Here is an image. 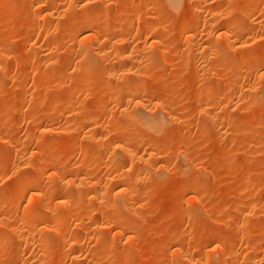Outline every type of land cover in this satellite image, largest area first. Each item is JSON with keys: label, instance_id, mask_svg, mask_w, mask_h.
I'll list each match as a JSON object with an SVG mask.
<instances>
[{"label": "rangeland", "instance_id": "rangeland-1", "mask_svg": "<svg viewBox=\"0 0 264 264\" xmlns=\"http://www.w3.org/2000/svg\"><path fill=\"white\" fill-rule=\"evenodd\" d=\"M115 1L0 0V264L263 258L264 0ZM122 50L130 59L112 65ZM132 70L135 91L120 86ZM110 74L123 89L99 103ZM137 99L166 116L157 132L136 126ZM118 137L143 155L135 164L102 148ZM119 174L133 184L112 186ZM87 178L105 193L76 189Z\"/></svg>", "mask_w": 264, "mask_h": 264}, {"label": "bare ground", "instance_id": "bare-ground-1", "mask_svg": "<svg viewBox=\"0 0 264 264\" xmlns=\"http://www.w3.org/2000/svg\"><path fill=\"white\" fill-rule=\"evenodd\" d=\"M42 1H44V0H34V4L36 3V4H41V2ZM46 1V0H45ZM115 2H121V0H119V1H115ZM169 2H170V4H171V6H177V5H179V0H169ZM201 2H202V0H201ZM43 3V2H42ZM142 4V3H141ZM45 8V7H44ZM43 8V9H44ZM177 8V7H176ZM46 9V8H45ZM82 11H85L84 10V8L82 9ZM142 11V10H141ZM240 13V12H239ZM237 14V13H236ZM241 15V14H240ZM245 15V14H244ZM142 16V15H141ZM141 16L139 17V18H141ZM246 17V16H245ZM228 19V18H227ZM219 20V19H218ZM224 20V19H223ZM147 21V20H146ZM205 23H208V21L206 20L205 21ZM204 24V23H203ZM20 27V26H19ZM22 28H24L23 27V25H22ZM9 29V28H8ZM8 29H7V31H8ZM16 29H17V27H16ZM20 30H21V28H20ZM27 30V29H26ZM237 30H238V28H237ZM6 31V30H5ZM79 31H82V30H79ZM155 31V30H154ZM153 33H155V32H153ZM157 34V33H156ZM172 37H173V35H172ZM194 37V36H193ZM193 37H189L187 40L189 41H192V42H190L191 43V46H193V49H194V47L196 48V47H198V45H197V43L195 42V39L193 38ZM225 39V38H224ZM226 40L227 41H232V38H231V36H229V35H227L226 36ZM95 42V41H94ZM233 42V41H232ZM234 44L236 43V42H233ZM246 43L247 42H240L239 44L240 45H246ZM97 44V43H96ZM193 44V45H192ZM239 44H237V46L239 45ZM248 44V43H247ZM83 45H85V44H83ZM98 45H99V43H98ZM216 45V44H215ZM249 45V44H248ZM86 46H88V45H86ZM200 46V45H199ZM85 47V46H84ZM213 47H215V46H213ZM212 47V48H213ZM87 48V47H86ZM85 48V49H86ZM93 49L94 48V46L93 47H90L89 48V51H90V49ZM129 48V47H128ZM216 48V47H215ZM261 48V47H260ZM264 48V47H263ZM259 49V51L260 50H264V49ZM94 50V49H93ZM92 50V51H93ZM201 50V49H200ZM88 51V52H89ZM131 51V50H130ZM128 52V51H124V50H122L121 52H118V54L115 56V57H113L114 58V61H112V59L110 60V62H108L107 60L108 59H106L105 60V62L107 61L108 63V65H110L111 64V61L113 62L112 63V65L113 64H117V63H121V61H123V59L125 58L126 60H127V58L132 54L131 52ZM204 51V50H203ZM207 51V50H206ZM205 51V52H206ZM215 51V50H214ZM214 51H212V52H214ZM217 51V50H216ZM105 52V51H104ZM90 53H91V51H90ZM129 53H131L130 55H129ZM94 54V53H93ZM215 54H217V53H215ZM102 55V54H101ZM129 55V56H128ZM140 55H142V54H140ZM147 55H148V53H147ZM155 55H157V54H155ZM103 56H107V55H103ZM128 56V57H127ZM145 56V55H144ZM108 57H109V59H110V56L108 55ZM127 57V58H126ZM132 57V56H131ZM146 57V56H145ZM102 59H103V61H104V58L103 57H101ZM155 58H156V56H153V57H151V60L153 59V60H155ZM158 58V57H157ZM128 59H130V57L128 58ZM132 60V59H131ZM104 63V62H103ZM110 63V64H109ZM140 64L139 65H141V62H139ZM106 64V65H107ZM45 66V65H44ZM140 68L141 67H139V69H137V71L138 70H140ZM127 69V68H126ZM133 69V68H132ZM262 69H264V62H263V64H262ZM36 70V69H35ZM122 71V70H121ZM124 72H126L125 71V69L123 70ZM128 71V70H127ZM132 71H134V70H132ZM136 71V70H135ZM135 71H134V73H131V74H134V76H135V79L133 80V82H130V81H122V80H120V79H117V80H115V81H111L113 84H114V82H121L122 81V84L120 85L121 87H123L124 89L126 88V89H128L129 91H135V90H138V89H140L141 87H142V84H141V81L139 80V78L140 77H142V76H140L141 75V73H135ZM144 71V70H143ZM129 72V71H128ZM138 72H140V71H138ZM123 72H121V74H122ZM127 73V72H126ZM130 73V72H129ZM109 74V73H108ZM114 74H115V72H114ZM117 74V73H116ZM120 74V72H119V74L117 75V76H120L121 75ZM125 74V73H124ZM111 75L112 74H110L108 77L106 76L104 79H105V81L107 80V85H108V88L105 90L104 89V91L101 93V95H100V97H99V100H98V102L99 103H101L102 101H104L105 99H106V97L110 94V92H111V89H112V87H113V84L111 85L112 87L111 88H109V84L108 83H110V79H111ZM113 76V75H112ZM116 76V75H115ZM117 76H116V78H117ZM123 76V75H122ZM121 76V77H122ZM133 76V75H132ZM114 77V76H113ZM124 77V76H123ZM119 78V77H118ZM126 78V77H125ZM114 79V78H113ZM122 79V78H121ZM127 79V78H126ZM141 80H142V78H140ZM120 80V81H119ZM240 80V79H239ZM216 82V81H215ZM238 82V81H237ZM14 84V83H13ZM118 83H116V85H117ZM18 85V84H17ZM115 84H114V87L116 86ZM234 86H235V83L233 84ZM237 85V84H236ZM120 86H119V84H118V87L120 88ZM107 87V86H106ZM113 87V88H114ZM117 87V86H116ZM144 87V86H143ZM122 88V89H123ZM121 88H120V91L122 90ZM145 89V88H144ZM230 89H232V88H230ZM42 90H43V88H42ZM82 90V89H81ZM263 90V89H262ZM47 91V90H46ZM89 91V90H88ZM112 91H115V90H113L112 89ZM124 91V90H123ZM86 92H87V90H86ZM263 92V91H262ZM261 92V93H262ZM77 93V92H76ZM78 93H80V92H78ZM228 93L230 94V92L228 91ZM81 94V93H80ZM205 94H206V92H205ZM123 96V95H122ZM211 96H212V94H211ZM150 98V97H149ZM38 99V100H37ZM36 100H37V102H40L41 101V99L40 98H37ZM121 99L120 98H118V102L117 103H121V101H120ZM201 100V99H200ZM33 101V100H32ZM146 101V100H145ZM41 102H43V101H41ZM135 102V101H134ZM136 104H135V107L134 108H136L135 110L132 108V118H134V121L136 122V123H138L139 125H142V126H139L138 124H136V126L137 127H145V130L146 129H149L148 130V132L150 131V130H152L151 132H157V131H154V130H157L159 127H161L164 123H165V121L167 120V118H166V120H165V117L160 113V111L158 112H153L152 110H150L148 107H146L145 106V104H144V99H137V101L135 102ZM42 104V103H41ZM122 114V113H121ZM124 114V113H123ZM129 114H130V112H129ZM61 115H62V113H61ZM126 115V114H125ZM128 115V114H127ZM166 115H167V113H166ZM41 116V115H40ZM40 116H35V119L36 120H40V118H42V117H40ZM207 116V115H206ZM205 116V117H206ZM212 116V115H211ZM209 117V116H208ZM60 118V117H59ZM68 118V117H67ZM131 118V117H130ZM169 119V118H168ZM58 120L56 119L55 120V122H57ZM63 121V120H62ZM54 121H52V123H50V124H46L47 126H45V132L46 133H50V132H53L54 130H56V126H57V124H59V122H57V124L55 123ZM133 122V121H132ZM164 122V123H163ZM60 124H61V122H60ZM59 124V125H60ZM61 126V125H60ZM134 126H135V124H134ZM215 127V126H214ZM218 127H220V126H217L216 128H218ZM144 129V128H143ZM115 132V131H114ZM147 132V131H146ZM100 139V138H99ZM104 139V138H103ZM103 139H102V141H103ZM108 140V139H107ZM103 141L102 143H101V145H103L104 147H102V148H106V150H108V152H109V150H110V153H112L113 155H115V154H120V153H123L122 155H124L123 157L125 158V157H127L128 159H130V161H133L132 163H134V162H136V160H138L139 158H141L143 155H141L140 153V151L138 152V151H133V150H130L129 148L131 147H129V144H131L130 142H132L130 139L127 141L126 139L125 140H123L122 138H120L119 139V137L118 138H116L115 140L114 139H110V140H108V141ZM101 142V141H100ZM99 143V142H98ZM100 147V146H99ZM103 150V149H102ZM43 150H42V147L41 148H39L38 147V149L37 150H35V151H33V152H31V158H32V156H35L36 157V155H38V154H40V152H42ZM50 151V150H49ZM43 153V152H42ZM41 153V154H42ZM44 154V153H43ZM42 154V155H43ZM49 154V153H48ZM46 155V154H45ZM151 155V154H150ZM153 155V154H152ZM40 156V155H39ZM44 156V155H43ZM47 156V155H46ZM119 156H121V155H119ZM30 158V157H29ZM48 158V157H47ZM120 158V157H119ZM249 159V158H248ZM248 161V160H247ZM124 162V161H123ZM129 163V162H128ZM45 164H47L46 162H44V165ZM135 164V163H134ZM116 165V164H115ZM132 166H133V164H132ZM131 166V167H132ZM50 167V166H49ZM146 167V166H145ZM150 166H147V168H149ZM134 168V167H133ZM144 168V167H143ZM147 168H145L147 171H149ZM151 168V167H150ZM45 169V166H43V169L42 170H44ZM136 169V168H135ZM110 170V169H109ZM152 170V169H151ZM116 172H117V170H116ZM145 172V170L143 169V173ZM253 172V171H252ZM44 173V172H43ZM121 173V172H120ZM142 173V172H141ZM140 173V174H141ZM36 174V173H35ZM248 175V177L250 176V174H251V171H249L248 170V173H247ZM252 175V174H251ZM46 177V176H45ZM36 178V177H35ZM115 178V177H114ZM117 178L118 179H116V181L115 180H112V181H115L114 183H113V185L112 186H115V185H121L122 186V184H118V183H120L121 181H124L126 178L124 177V175L123 174H119L118 176H117ZM128 178H129V176H128ZM135 178V177H134ZM37 179V178H36ZM130 180L132 179V178H129ZM129 180V182H131ZM37 181V180H36ZM126 181L128 182V180L126 179ZM108 182V181H107ZM128 182V183H129ZM134 182L136 183L137 181H135L134 180ZM25 183H26V181H25ZM36 183V182H35ZM38 183V182H37ZM110 183H111V181L109 182V185H110ZM117 183V184H116ZM132 183V182H131ZM131 183H129L130 185H131ZM138 183V182H137ZM136 183V184H137ZM98 184V183H97ZM96 184V185H97ZM115 184V185H114ZM133 184V183H132ZM93 182H92V180H90L89 178H87V179H82L81 181H80V183H78L77 185H76V189H83V188H89L90 189V187H93L94 186V194L95 195H97L98 196V194H102L103 193V191L104 190H106V189H104L103 187H101V189L98 187L97 188V186H96ZM124 185V184H123ZM119 187V186H118ZM104 190H103V189ZM109 188V187H108ZM107 188V189H108ZM28 189H29V187H28ZM81 189V190H82ZM20 190H23V187H22V189L20 188ZM26 188H25V192L24 193H26L27 194V192H26ZM85 190V189H84ZM92 190V189H91ZM123 191V194H124V196H127L128 195V193H127V190H125V189H123L122 190ZM10 192V191H9ZM104 193H105V191H104ZM121 193V192H120ZM11 194V193H10ZM38 197V196H37ZM42 197V196H41ZM129 197V196H128ZM10 201V200H9ZM8 202V201H7ZM5 204V203H4ZM11 204V203H10ZM31 208V207H30ZM29 208V209H30ZM41 208V207H40ZM28 209V208H27ZM37 209V208H36ZM36 209H34V208H32L31 209V211L30 212H28L29 210H27V214H30V217L31 216H35L36 214L39 216L40 215V210H38L39 212H37V210ZM26 211V210H25ZM52 212V211H51ZM39 213V214H38ZM56 213H58V212H56ZM50 214V213H49ZM51 214H53V213H51ZM50 214V215H51ZM62 214V213H61ZM44 215V219H47V215H45V213L43 212H41V219H42V221H46V220H44L43 219V216ZM57 215V214H56ZM67 215V214H66ZM27 216H29V215H27ZM26 216V212H25V217H27ZM45 216H46V218H45ZM54 216V215H53ZM61 216V215H60ZM64 216V215H63ZM50 218H51V216H49ZM22 218V217H21ZM39 218V217H38ZM37 218V219H38ZM52 218H54V217H52ZM56 218V217H55ZM26 219V218H25ZM34 219V218H33ZM40 219V218H39ZM51 220V219H50ZM53 220V219H52ZM264 220V219H263ZM32 221V220H31ZM30 221V222H31ZM41 221V220H40ZM41 221V222H42ZM49 221V220H48ZM47 221V222H48ZM29 222V223H30ZM54 223H55V221H54ZM63 223V222H62ZM69 223V222H68ZM82 223V222H81ZM80 223V224H81ZM17 224V223H16ZM16 224L14 225V230H15V232L17 233V230H18V228H21V226L20 227H18L17 228V226H16ZM27 225H28V223H26ZM31 224V226H32V223H30ZM43 224V223H42ZM45 224H46V222H45ZM74 224V223H73ZM84 224V223H83ZM33 225H34V223H33ZM47 225V224H46ZM64 225V224H63ZM35 226V225H34ZM41 226V225H40ZM43 226V225H42ZM41 226V227H42ZM68 226V225H67ZM69 226H71V225H69ZM76 226V225H75ZM30 227V226H29ZM38 227V226H37ZM62 227V226H61ZM72 227V228H71ZM70 228H69V230L67 231L68 233H66L67 234V236H66V240H70V239H73V234H74V230H73V226H71ZM77 227V226H76ZM93 227V226H92ZM213 227V226H212ZM217 227V226H216ZM2 228V227H1ZM31 228V227H30ZM29 228V229H30ZM33 228V227H32ZM31 228V229H32ZM36 228V227H35ZM42 228H44V226L42 227ZM78 228V227H77ZM81 228V227H80ZM40 229V228H39ZM65 228L63 227V230H64ZM96 229V228H95ZM101 229H103V228H101ZM212 230H214V229H216V228H211ZM1 230V229H0ZM14 230H12V231H14ZM59 230V229H58ZM71 230H73V231H71ZM91 230V229H90ZM11 231V232H12ZM19 231H21V229L19 230ZM29 231V230H28ZM38 231V230H37ZM43 231V230H42ZM41 231V232H42ZM98 231H100V230H98ZM14 232V234H16ZM22 232H24V231H22ZM13 233V232H12ZM21 234V232H18L16 235H18V234ZM31 233V232H30ZM63 233H64V231H63ZM245 234L247 235V233L245 232ZM28 235H29V233H28ZM27 235V236H28ZM92 235V234H91ZM243 235H244V233H243ZM26 237V236H25ZM243 237V236H242ZM246 238V237H245ZM247 238H249V237H247ZM44 239H45V237H44ZM226 239V238H225ZM237 239H238V237H237ZM243 239V238H242ZM34 240H35V238L33 239V237L30 239L29 238V236H28V238H25V240H24V238H23V240L22 241H24V244H21L20 243V246L17 248L18 249V251L19 252H21V251H23V249H24V247H26L25 249H27V248H29V247H32V245L34 246L35 245V242H36V240H35V242H34ZM64 240V239H63ZM247 241H248V239H246ZM43 242V241H42ZM242 242V241H241ZM65 243V242H64ZM68 243V242H67ZM247 243V242H246ZM39 245H41L40 243L39 244H37V246H39ZM42 246V245H41ZM216 248H217V250L219 251V252H221L220 250H221V246L218 244V245H216ZM244 248V247H243ZM42 249V248H41ZM40 249V250H41ZM44 250V249H43ZM27 251V250H26ZM39 251V250H38ZM43 254V253H42ZM74 254H77V252L75 251V253ZM40 256V255H39ZM38 256V257H39ZM73 256V255H72ZM42 258V257H41ZM36 259V258H35ZM257 259V258H256ZM38 261H40L39 259H38ZM37 260L35 261V263L37 264V262H38ZM252 261V260H251ZM178 262V261H177ZM176 261H172L170 264H178ZM180 262V261H179ZM34 263V262H33ZM34 263V264H35ZM40 263H41V261H40ZM39 262H38V264H40ZM43 263V262H42ZM41 263V264H42ZM212 263V262H211ZM251 264H264V257L263 258H260V259H257V260H254V261H252V263Z\"/></svg>", "mask_w": 264, "mask_h": 264}]
</instances>
